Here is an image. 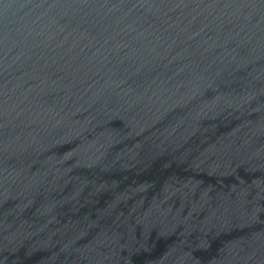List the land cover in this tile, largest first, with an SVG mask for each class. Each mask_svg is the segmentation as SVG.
Segmentation results:
<instances>
[{
  "label": "water",
  "instance_id": "1",
  "mask_svg": "<svg viewBox=\"0 0 264 264\" xmlns=\"http://www.w3.org/2000/svg\"><path fill=\"white\" fill-rule=\"evenodd\" d=\"M0 264H264V0H0Z\"/></svg>",
  "mask_w": 264,
  "mask_h": 264
}]
</instances>
